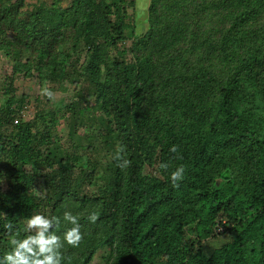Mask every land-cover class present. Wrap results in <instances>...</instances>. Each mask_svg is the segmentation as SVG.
<instances>
[{"label": "trees", "instance_id": "16d2710c", "mask_svg": "<svg viewBox=\"0 0 264 264\" xmlns=\"http://www.w3.org/2000/svg\"><path fill=\"white\" fill-rule=\"evenodd\" d=\"M148 1V28L135 36V0H71L65 8L0 0V48L18 62L14 71L63 79L72 65L66 51L78 61L84 52L80 68L114 156L123 144L130 161L113 159L110 180L92 193L61 186L49 200L47 215L78 213L84 234L78 248L62 250V264H90L104 247L106 264H264V0ZM14 101L0 117V154L15 157L12 184L0 190V256L42 205L26 168L41 157L38 138L17 120ZM180 165L184 178L174 187L169 173ZM214 236L224 242L206 252L201 242Z\"/></svg>", "mask_w": 264, "mask_h": 264}, {"label": "rangeland", "instance_id": "374dc122", "mask_svg": "<svg viewBox=\"0 0 264 264\" xmlns=\"http://www.w3.org/2000/svg\"><path fill=\"white\" fill-rule=\"evenodd\" d=\"M24 2L29 7L56 2L65 8L71 0ZM148 4V0H135L133 8L128 9V20L134 25L135 36H140L148 28ZM13 44L16 47L17 44ZM66 52L71 55L72 65L68 66L64 78L60 79L47 78L45 71L40 74L35 68L31 69L30 76L25 75L24 69L14 71L13 66L18 62L8 56L7 49L0 48V117L5 114L6 104L12 98L15 99L11 108L17 112V120L31 123V133L38 138L34 146L41 157L26 168L31 178V196L36 203L42 204L36 212L45 215L49 212V200L58 193L61 186L82 197L108 182L109 165L114 159L115 145H111L105 119L94 98V88L80 68L84 52L79 56V61L71 49ZM44 89L52 92L50 98L42 94ZM14 159L12 153L0 154V190L6 191L12 184L10 161ZM66 160L70 161L60 164ZM144 172H151V169ZM185 237L192 242L196 234L194 230L187 229ZM223 239L214 236L203 240L201 244L208 252L219 247ZM107 255V248L98 249L90 264H106Z\"/></svg>", "mask_w": 264, "mask_h": 264}, {"label": "clouds", "instance_id": "9594fccd", "mask_svg": "<svg viewBox=\"0 0 264 264\" xmlns=\"http://www.w3.org/2000/svg\"><path fill=\"white\" fill-rule=\"evenodd\" d=\"M43 95L52 96V92L44 89ZM175 153L177 147L169 149ZM126 146L120 144L115 152L114 159L119 161L120 167H127L130 161L122 155ZM159 167L168 169L167 163H161ZM185 169L183 165L176 167L169 173V181L174 187H179V182L184 178ZM98 213L91 212L88 221L95 223L98 220ZM4 227L9 233L13 231V224L7 223ZM80 215L71 211H65L60 216H49L36 212L27 217L24 222V236H13L9 243L10 248L0 256V264H62L65 246L78 248L84 238L81 231ZM62 231L57 232V230Z\"/></svg>", "mask_w": 264, "mask_h": 264}, {"label": "water", "instance_id": "95a60500", "mask_svg": "<svg viewBox=\"0 0 264 264\" xmlns=\"http://www.w3.org/2000/svg\"><path fill=\"white\" fill-rule=\"evenodd\" d=\"M229 177V173L228 172H225L224 174H223V178H228Z\"/></svg>", "mask_w": 264, "mask_h": 264}, {"label": "built area", "instance_id": "2783aa9c", "mask_svg": "<svg viewBox=\"0 0 264 264\" xmlns=\"http://www.w3.org/2000/svg\"><path fill=\"white\" fill-rule=\"evenodd\" d=\"M16 123V122H15Z\"/></svg>", "mask_w": 264, "mask_h": 264}]
</instances>
